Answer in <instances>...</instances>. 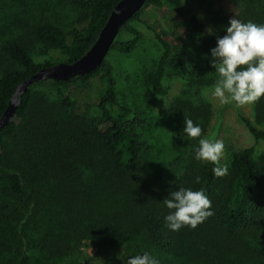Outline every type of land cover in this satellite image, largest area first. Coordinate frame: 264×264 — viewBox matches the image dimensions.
<instances>
[{"label": "trees", "instance_id": "16d2710c", "mask_svg": "<svg viewBox=\"0 0 264 264\" xmlns=\"http://www.w3.org/2000/svg\"><path fill=\"white\" fill-rule=\"evenodd\" d=\"M118 1L73 0L87 11L88 20L82 28L73 27L69 35L42 14L3 15L0 117L19 82L43 66L58 63L36 62L31 45L57 51L62 61L78 59L95 41ZM157 1L146 0L119 29L110 50L129 53L136 48L142 32L132 22L139 21L147 4ZM189 1L203 8L210 0ZM244 1H248L244 2L247 9L240 8V20L264 24V2ZM167 2L181 15L182 0ZM220 13L213 18L217 25L227 21ZM148 27L162 48L150 76L155 95L165 94L168 70L195 89L214 81L218 74L210 63V49L223 33H207L201 20L191 16L188 29L198 48L196 52L190 46L196 53L192 55L189 47H178L160 29ZM210 70L213 75L208 76ZM99 74L105 89L95 103V123L94 118L74 111L72 93ZM39 84L55 87V97L36 89ZM20 98L14 114L0 128V264H60L58 259L73 254L83 240L129 248L128 257L109 264H126L130 256L143 251H151L163 264H264V158L260 163L255 160L252 147L233 153L228 174L222 178L212 172L216 165L194 158L196 139L169 170L144 172L141 157L148 143L137 121L128 119L131 107L117 101L107 58L83 76L35 82ZM111 103L117 105V115ZM203 109L202 102L198 110L178 108L176 115L183 121L191 119L203 133ZM237 117L254 140L264 143V128L256 125L264 123V97L253 104V120L239 110ZM181 187L202 190L211 200L214 215L195 229L185 226L171 231L164 218L172 210L164 199Z\"/></svg>", "mask_w": 264, "mask_h": 264}, {"label": "rangeland", "instance_id": "374dc122", "mask_svg": "<svg viewBox=\"0 0 264 264\" xmlns=\"http://www.w3.org/2000/svg\"><path fill=\"white\" fill-rule=\"evenodd\" d=\"M32 1L36 4L34 5ZM244 2L248 1L210 0L205 7L197 8L189 0H182L181 15L175 12L167 0L147 4L140 13L139 21L132 22L142 32V39L136 48L129 53L113 50L108 52L106 58L111 66L117 101L131 107L132 112L128 119L137 121L139 130L144 135L143 139L146 138L148 143V148L141 157V169L144 172L149 174L157 168L169 170V165L173 160L177 156L184 155L192 139H188L185 133H180V127L184 128V121L176 115V112H179L178 108L185 112L196 111L202 102L204 109L200 122L203 123L204 131L201 137L196 139L195 147L199 146V139L222 140L225 154L220 163L221 165L227 164L228 167L233 153L246 147L253 148V158L259 163L264 158V143L254 140L237 117L239 110L253 120V105L238 107L235 104H227L222 106L218 100L212 98L211 92L218 75H214V81L211 84L203 85L202 88L197 86L195 89L186 85L180 77L168 70L164 80L165 94L162 96L153 93L150 82V76L162 54V48L148 26L160 29L176 46H186L197 52L198 48L195 49L193 46V38L188 29L190 17L197 16L207 33H210L208 29L211 28V32L219 31L225 35L229 19H240V8L243 6L245 8ZM263 2L264 0H257L252 4ZM26 11L42 14L43 17L59 25L68 35L73 27L82 28L88 20L87 11L76 5L73 0H0V21L3 19L2 16L8 13L25 14ZM219 11H221L220 14L226 16L227 21L224 20L217 25L213 18ZM122 37L129 38L130 36L124 34ZM30 48L36 62H59L64 59L57 51L46 49L37 43L31 45ZM189 54L195 55L196 53L192 50ZM210 75H213L211 70L208 76ZM35 88L41 90L42 93L51 94L50 97L56 95V89L51 84H39ZM104 89L100 74L92 77L87 83L78 85L72 93L75 103L74 111L77 114H87L94 118L96 123L98 118L94 107ZM109 107L112 113L117 115V105L111 103ZM256 125L264 128V123ZM177 134L180 137H177ZM179 138L180 142H178ZM140 244L143 245V243ZM128 249L125 245L106 246L83 240L73 254L60 257L58 262L60 264H109L128 257ZM145 252L154 256L151 251H143ZM159 262L163 264V261L159 260Z\"/></svg>", "mask_w": 264, "mask_h": 264}, {"label": "clouds", "instance_id": "9594fccd", "mask_svg": "<svg viewBox=\"0 0 264 264\" xmlns=\"http://www.w3.org/2000/svg\"><path fill=\"white\" fill-rule=\"evenodd\" d=\"M211 33V28L208 29ZM211 65L218 74L211 96L220 105L235 104L238 107L253 105L264 97V24L252 21L242 22L230 18L226 34L217 37L216 46L210 49ZM183 132L188 139L202 135L199 125L191 119H184ZM222 140L199 139L194 158L202 163L216 165L212 172L222 178L228 174V165H221L224 157ZM199 177L196 182H199ZM165 206L172 210L165 216L166 226L171 231L182 227L195 229L207 218L214 215L211 200L202 190L179 188L171 191L164 199ZM126 264H160L149 253L130 256Z\"/></svg>", "mask_w": 264, "mask_h": 264}, {"label": "water", "instance_id": "95a60500", "mask_svg": "<svg viewBox=\"0 0 264 264\" xmlns=\"http://www.w3.org/2000/svg\"><path fill=\"white\" fill-rule=\"evenodd\" d=\"M145 2L146 0H119L113 6L95 41L83 55L71 62L61 61L43 66L19 82L0 117V128L7 124L20 103V97L35 82L68 81L72 77L83 76L96 70L106 58L119 29L145 5Z\"/></svg>", "mask_w": 264, "mask_h": 264}]
</instances>
